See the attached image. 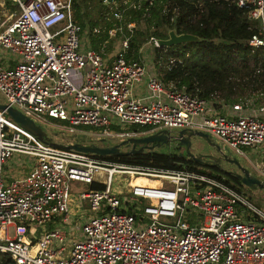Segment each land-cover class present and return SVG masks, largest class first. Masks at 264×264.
Listing matches in <instances>:
<instances>
[{
  "label": "built area",
  "instance_id": "1",
  "mask_svg": "<svg viewBox=\"0 0 264 264\" xmlns=\"http://www.w3.org/2000/svg\"><path fill=\"white\" fill-rule=\"evenodd\" d=\"M233 1L258 23L248 43L264 46V0ZM133 27L126 22L129 32ZM83 33L72 0H1L3 101L34 119L63 120L77 133L66 142L93 141L80 139L88 134L125 138L194 128L220 139L231 155L264 150V88L219 112L147 67L143 45L138 57L128 56L130 34L120 25L107 29L98 49L83 45ZM111 37L119 41L108 56ZM148 41L158 46L156 37ZM14 156L26 170L7 175L3 167ZM115 173L126 178L123 197L112 190ZM98 174L105 183L81 193L89 211L74 215L70 180L99 182ZM0 255L12 264H264V208L230 184L186 167L113 161L58 146L0 110Z\"/></svg>",
  "mask_w": 264,
  "mask_h": 264
},
{
  "label": "trees",
  "instance_id": "2",
  "mask_svg": "<svg viewBox=\"0 0 264 264\" xmlns=\"http://www.w3.org/2000/svg\"><path fill=\"white\" fill-rule=\"evenodd\" d=\"M110 7L119 11V18L108 17L106 12ZM72 9L76 20L88 30L97 26L106 30L124 24L130 34L128 56L132 57H138V47L150 36L165 38L170 28L198 35L199 41L152 48L156 68L165 82L175 81L209 101L231 103L244 98L248 88H264V46L248 43L251 34L258 30V23L248 18L245 10L233 0H114L109 4L104 0H72ZM129 21L134 22L132 32L126 29ZM172 58L175 60L170 61ZM215 92L219 93L218 98ZM214 104L220 105L217 101ZM132 129L138 130L137 127ZM139 129H148V126ZM90 155L165 168L178 167L185 159L193 161L168 150ZM12 262L8 255H0V264Z\"/></svg>",
  "mask_w": 264,
  "mask_h": 264
},
{
  "label": "rangeland",
  "instance_id": "3",
  "mask_svg": "<svg viewBox=\"0 0 264 264\" xmlns=\"http://www.w3.org/2000/svg\"><path fill=\"white\" fill-rule=\"evenodd\" d=\"M1 2V0H0ZM109 4V3H108ZM114 8L110 7L109 11L106 12L107 15H109L108 17H115V13H114ZM72 13L74 16V12L72 9ZM75 18V17H74ZM119 18V17H118ZM124 24H121L120 26L122 27V31L125 32V28L123 27ZM110 27H114V26H110ZM109 28V27H108ZM106 30L102 27L100 28L99 26H97L98 31L97 32H92L94 33L92 34V36L89 34V32L86 31V28L84 27V33L82 35L83 38V42L86 43L88 42H93L98 44L100 42V38H103V35H106L107 33V29ZM116 37H119V34L116 35ZM93 38V39H92ZM92 39V40H91ZM144 44L141 43V45H143L141 53L144 56L145 60L147 62H149V65L152 66V68H154V70L159 71L156 68L155 65V52L153 51V46L154 44L150 41L145 40L143 42ZM115 45V44H114ZM106 51H110L111 47H106L105 48ZM7 51L5 50V53ZM141 55V56H142ZM161 55V54H160ZM165 57L161 56V60H164ZM165 61V60H164ZM250 88H248L247 91ZM256 89V88H255ZM246 91V92H247ZM252 99H256L255 96H250ZM243 99V98H242ZM257 101H261V98H257ZM0 101H3V97L0 94ZM217 101L218 104H220L218 107L214 104V102ZM211 107L214 106L216 111L219 112H225L226 108L228 107V103H224L223 101L217 100V99H213L212 101H209ZM38 120V122H40L42 124V126L44 127V129L46 130V133L49 137H51L53 139V141L55 142H66L69 139H72L73 137L77 136V133H72L69 132L67 130V128L65 126H62L61 124H64L65 122L63 120L57 119V118H50V117H45V118H39L36 119ZM123 126V125H122ZM121 126V127H122ZM80 128H84V129H90V130H96L97 127L95 126H91V125H80L78 126ZM120 127V129H121ZM133 127H137L139 128H143L144 126H138V125H131L128 124L127 128L131 129ZM113 130H120L119 126H113L112 127ZM212 138H214L220 145H223L222 141L218 138H216L215 136L211 135ZM91 137V140H93L94 142H100V138L103 137L98 134H93V135H89L84 138V137H80V139H86V141H88ZM105 140L103 141V143L107 144V143H113V142H118L122 139V137L120 136H116L113 135L111 137L107 136L104 137ZM159 150L161 151H171L174 153H179L181 150H184V146L182 145H178L176 143V141H173L171 144L169 145H162V146H158L157 147ZM191 148L194 152H196L197 150L199 151H203V152H211L214 153L213 150H211L210 146L207 144V142L203 139L200 138H194L192 139V145ZM249 150V148H247V151ZM233 154V153H232ZM235 155L240 162L245 165L246 167L249 168V170L254 173L256 176H258L261 179H264V150L263 151H254V152H250L247 153L246 155H240V154H233ZM189 158V157H188ZM15 163H7L4 165L3 167V172L8 174H15L16 172H18L19 168L18 165L16 163H19V156H14L13 157ZM12 160V159H11ZM122 162H127L125 160H122ZM179 166L182 167H186L192 170H195L197 172H201L204 173L208 176H213L219 180H222L228 184H230L232 187L240 190L241 192H243L247 197H249L252 201H254L256 204H258L259 206L264 208V191L262 189H255L252 190L250 188H248L246 185L238 182L236 180V178H234V176H232L230 173H227L219 168H216L212 165H208L206 163H201V162H194L190 159H185L183 161H180ZM231 163L227 162L226 163H222V166L225 170H230L232 168ZM237 168V167H236ZM102 174H98L97 177H99V179H103ZM125 176L122 173H115L113 176V181H112V190L116 191L121 197H123L127 191V186L125 183ZM105 180H100L99 182H96L95 179L93 180V182L91 183H87V182H82V181H78L75 179L70 180V186H69V190H70V195H69V205H70V210L71 212H75V211H80V210H84L87 211L89 210V204L87 202V199L82 198L81 197V193L83 191H87L89 190L91 187H94L96 185H100V184H104ZM181 195V194H180ZM81 203L82 207H77L76 204ZM73 227L75 228L76 225H73ZM74 232V231H73Z\"/></svg>",
  "mask_w": 264,
  "mask_h": 264
},
{
  "label": "water",
  "instance_id": "4",
  "mask_svg": "<svg viewBox=\"0 0 264 264\" xmlns=\"http://www.w3.org/2000/svg\"><path fill=\"white\" fill-rule=\"evenodd\" d=\"M114 0H104L105 4L113 2ZM201 38L193 33L189 32H177L175 28L168 29V35L165 38H157L158 46L165 45L170 46L173 44L183 43L187 41H199ZM0 110L5 111L11 119L16 121L19 125L38 136L40 139L52 142L58 146L81 151L85 153L99 154V155H126L132 153H138L142 151H160L157 147L162 145H169L173 141H176L178 145L184 146V150H181L178 154L182 157H190L195 162H219L221 160L227 161L231 164H235L237 169L223 171L234 175L240 183L246 185L248 188L262 189L264 191V179L259 178L252 173L248 167L243 165L240 160L231 155L221 145L212 138L211 134L203 130L194 128H180L175 131H170L167 128H160L152 132H148L142 135H132L122 138L118 142L107 144H95V143H83L80 141L73 142H55L46 133V130L38 120L22 112L19 108L10 105L4 101H0ZM200 138L207 142V144L214 148L219 155L211 152H203L197 150L194 152L191 148L192 139ZM104 139V137H102ZM211 160V161H210ZM12 264V263H11Z\"/></svg>",
  "mask_w": 264,
  "mask_h": 264
},
{
  "label": "crops",
  "instance_id": "5",
  "mask_svg": "<svg viewBox=\"0 0 264 264\" xmlns=\"http://www.w3.org/2000/svg\"><path fill=\"white\" fill-rule=\"evenodd\" d=\"M92 34H94V33H90V35L92 36ZM83 35V34H82ZM104 37L103 38H100V42L98 43V44H96V43H93L92 41L91 42H86V43H84L83 45H88V46H91V47H94V48H96V49H98L99 47H100V45H101V42H102V40L106 37V35H103ZM93 39V38H92ZM91 39V40H92ZM119 40H117V38H114V37H111V38H108V40H107V43H106V45L108 46V47H111V50L110 51H107L106 53H108L107 55L108 56H111L113 53H114V50H115V48H113V46H116L117 44V42H118ZM114 44H116V45H114ZM106 46V47H107ZM145 63H146V65H147V67H150L151 69H154V68H152V66H150L149 65V62H147L146 60H145ZM138 89L139 90H144L145 89V84L144 83H141L140 84V86H138ZM229 104V103H228ZM15 163V161H14V159H12L9 163ZM17 165H18V167L17 168H19L18 170V172H16L15 174H17V173H23L25 170H26V167L25 168H22L21 166H20V162L19 163H16ZM9 175H11V174H9ZM77 205V204H76ZM78 207V206H77ZM89 210H87V211H84V210H80V211H75V212H72L74 215L75 214H77V213H79V212H84L85 214H87V212H88ZM85 217V216H84Z\"/></svg>",
  "mask_w": 264,
  "mask_h": 264
},
{
  "label": "flooded vegetation",
  "instance_id": "6",
  "mask_svg": "<svg viewBox=\"0 0 264 264\" xmlns=\"http://www.w3.org/2000/svg\"><path fill=\"white\" fill-rule=\"evenodd\" d=\"M101 140H100V142L98 143V142H94V141H89V142H87V143H95V144H105V143H103V141L105 140V138L104 139H102V137L100 138ZM211 148V150H213V154H216V155H219L218 154V152L214 149V148H212V147H210ZM211 161V160H210ZM206 164H208V165H212V166H216V167H222L223 168V166H222V163H226V161H224V160H221L220 162H219V164H218V162H216V161H214V163L213 162H205ZM232 169H236V170H238L237 168H236V165L235 164H233L232 165V168L230 169V170H232Z\"/></svg>",
  "mask_w": 264,
  "mask_h": 264
},
{
  "label": "bare ground",
  "instance_id": "7",
  "mask_svg": "<svg viewBox=\"0 0 264 264\" xmlns=\"http://www.w3.org/2000/svg\"><path fill=\"white\" fill-rule=\"evenodd\" d=\"M135 180H140V181H146L147 180V178H145V177H137Z\"/></svg>",
  "mask_w": 264,
  "mask_h": 264
}]
</instances>
